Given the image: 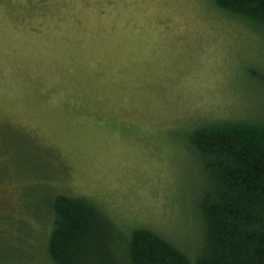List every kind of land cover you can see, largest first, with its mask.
<instances>
[{
    "label": "rangeland",
    "instance_id": "374dc122",
    "mask_svg": "<svg viewBox=\"0 0 264 264\" xmlns=\"http://www.w3.org/2000/svg\"><path fill=\"white\" fill-rule=\"evenodd\" d=\"M263 80L264 28L211 0H0V264H53L63 194L185 248L187 138L259 120Z\"/></svg>",
    "mask_w": 264,
    "mask_h": 264
},
{
    "label": "trees",
    "instance_id": "16d2710c",
    "mask_svg": "<svg viewBox=\"0 0 264 264\" xmlns=\"http://www.w3.org/2000/svg\"><path fill=\"white\" fill-rule=\"evenodd\" d=\"M211 1L264 28V0ZM187 147L202 174L194 200L196 239L180 248L145 228L123 235L92 200L53 195L52 263L264 264V110L259 120L198 127Z\"/></svg>",
    "mask_w": 264,
    "mask_h": 264
}]
</instances>
